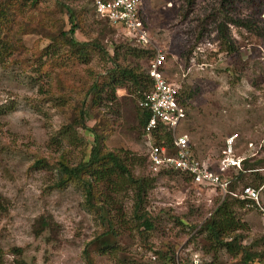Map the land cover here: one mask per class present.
<instances>
[{"label":"rangeland","instance_id":"obj_1","mask_svg":"<svg viewBox=\"0 0 264 264\" xmlns=\"http://www.w3.org/2000/svg\"><path fill=\"white\" fill-rule=\"evenodd\" d=\"M35 1L24 14L30 24L16 19L10 24L13 50L0 60V264H88L82 251L104 230L98 215L88 210L79 183L60 182L57 167L62 159L67 165L85 160L92 136L78 127L77 141L59 142L57 132L77 117L80 102L89 104V95L83 97L85 87L101 82L113 64L98 49L90 50L83 64L72 63L61 51L55 59L39 54L48 43L51 20L63 22V31L69 28L61 4L73 9L79 27L73 37L84 41L101 34L109 56L118 46L114 57L121 66L144 71L156 49L164 53L165 78L177 87L185 112L176 132L187 136L201 161L214 167L224 140L236 133L234 153L262 159L256 167H264V0H142L149 35L145 45L120 28H109L95 14L91 0ZM125 82L127 90L118 88L112 101L87 107L84 125L104 130V150L125 157L134 177H154L146 197L154 228L150 233L128 224L116 228L117 256L89 246L91 261L241 264L240 253L233 255L223 247L214 252L203 238L205 231L192 228L220 201L218 190L171 172L148 170L150 140L135 121L136 91ZM245 175L238 185L253 183L252 175ZM131 195L130 190L112 194V208L119 205L125 220L130 218ZM260 195L264 202V188ZM228 203L245 224L236 231L241 235L238 243L262 250L263 243L252 244L259 236L256 212L231 198Z\"/></svg>","mask_w":264,"mask_h":264},{"label":"trees","instance_id":"obj_2","mask_svg":"<svg viewBox=\"0 0 264 264\" xmlns=\"http://www.w3.org/2000/svg\"><path fill=\"white\" fill-rule=\"evenodd\" d=\"M91 2L93 4V0H91ZM36 5L35 0H0V60L3 59L4 56H10L11 50H13L12 44H10L9 41L12 36V34H10L12 31V26L10 27V24H15L16 21H24V24H30L29 19H25L26 16L24 14ZM61 5L67 17V21L69 22V28L67 31H63L61 29L63 22L51 20L50 22H54V24L46 26L47 30L50 31V33H47L48 37L46 36L48 43L39 54L43 57L52 56L55 59L59 56V51H61V53L69 54L72 63L77 61L79 64H83L87 63L90 50L98 49L105 54L113 64L106 70L101 82H92L85 87L83 97L89 95V104L86 106L84 103L80 102V109L78 110L77 117L72 118L70 123L64 124L57 132L59 142L60 139L66 138L69 143L77 141L75 129L78 127L86 129L92 136V140L88 144V155L85 160L67 165L62 159L57 162V167L62 176L60 182L65 183L68 180H75L79 183L88 210L92 209L95 215H98L100 223L104 225V230L88 241L82 251L86 263L93 264L87 251L89 246L96 248L100 253H109L112 256L118 253L119 246L115 242V237L118 234L116 228H124L128 224L132 227H136L139 232L150 233L153 230L152 218L146 210V197L148 191L153 187L154 177H134L125 162V157L119 155L116 151L104 150L103 141L106 135L104 134V130L98 129L99 126L96 124L89 128L84 125V118L88 116L87 107L90 105V107L95 108L103 102L112 101L116 98V90L118 88L127 90L125 80L130 81L136 91L134 103V110L136 111L135 121L140 131L145 134L144 126L149 117V113L147 110L138 107L137 99L140 97L141 93L149 87L150 80L146 70L139 71L138 69L121 66L116 61L114 53L118 46L112 48L113 54L109 56L105 46L100 43L101 34L99 35L100 38L94 37L91 40L77 41L73 37V33L79 27L74 20L73 9L66 4ZM99 18L106 22L104 18ZM46 23L48 22H45V24ZM107 25L109 28L114 29L112 25ZM18 26H21L19 27L20 30H24L23 25ZM139 52L140 51L134 53L135 56H139ZM166 80L168 79L166 78ZM127 93L131 92L128 90ZM150 137L153 144L165 145L168 152L172 151L170 148L171 134L168 127L159 126L151 132ZM145 158L146 164H148L147 156ZM261 162L262 159L256 160L255 158L247 156L241 161L240 170L231 168L227 171L228 173L230 172L229 175L233 176L235 181L242 182L246 179L245 173H247L242 170L257 168L256 166L260 165ZM171 173L174 175H181L175 171ZM248 173L253 177L252 184H257L263 179L258 172ZM181 177L189 181L188 177L184 175H181ZM233 186L234 184L230 183L229 188H233ZM129 190L132 193V203L130 206V218L129 220H125L119 205H115L112 208V204H115V199L112 197V194ZM228 199V195H226L222 200L216 201L217 203L210 209L209 216L192 228L196 229L197 233L205 231L206 235L203 238L209 239L208 242L211 244L210 248H213L214 252L220 247H223L233 255L240 253V255H242L241 264H253L255 260L261 259L264 261V248L255 251L250 249V246L238 243L241 235L236 233V231L243 229L245 224L235 217L229 207L230 204L228 203ZM231 199L233 202L238 203L239 206L243 205L240 200L235 198ZM112 210L114 213L111 212ZM224 238L227 239L224 240ZM258 243L264 244V238L258 236L252 244ZM15 251L17 252L18 249H15ZM162 259L167 258L162 257ZM162 262L165 263L166 261ZM15 263L24 264L22 260H16Z\"/></svg>","mask_w":264,"mask_h":264},{"label":"built area","instance_id":"obj_3","mask_svg":"<svg viewBox=\"0 0 264 264\" xmlns=\"http://www.w3.org/2000/svg\"><path fill=\"white\" fill-rule=\"evenodd\" d=\"M141 5L142 0H93L92 7L95 14L104 18L108 24L126 31L135 42L145 45L148 43L149 35L145 28ZM164 62V53L156 49L146 69L150 85L137 99L138 107L149 113L144 126L145 134L150 140L147 147L148 170L152 173L175 171L188 177L196 186L217 189L220 200L226 195L228 198L240 200L244 207L256 212L259 236L264 238V202L260 195L264 188V167L242 170L260 173L263 179L257 184L238 185V181L229 175L227 170L231 168L240 170L241 161L246 157L234 153L233 142L236 133L224 140L214 167L195 155L187 136L176 132V126L185 117V112L177 87L165 78ZM161 125L170 129L171 152L167 151L165 145L151 142V132ZM230 183L234 184L233 188H229Z\"/></svg>","mask_w":264,"mask_h":264}]
</instances>
